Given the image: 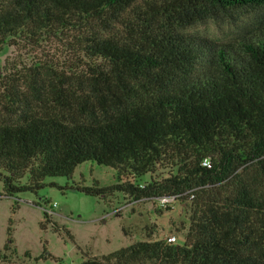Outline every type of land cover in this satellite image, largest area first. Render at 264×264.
<instances>
[{
  "label": "trees",
  "instance_id": "trees-1",
  "mask_svg": "<svg viewBox=\"0 0 264 264\" xmlns=\"http://www.w3.org/2000/svg\"><path fill=\"white\" fill-rule=\"evenodd\" d=\"M240 11L260 19L233 42L191 31ZM59 36L83 69L1 81L5 196L92 162L117 185L72 189L172 198L189 224L79 264H264V0H0V53Z\"/></svg>",
  "mask_w": 264,
  "mask_h": 264
},
{
  "label": "rangeland",
  "instance_id": "rangeland-1",
  "mask_svg": "<svg viewBox=\"0 0 264 264\" xmlns=\"http://www.w3.org/2000/svg\"><path fill=\"white\" fill-rule=\"evenodd\" d=\"M256 12L220 13L191 31L221 43L233 42L244 34L245 27L258 23ZM79 55L65 36L36 43L15 40L0 53V101L5 77L25 74L34 67H49L69 75L83 69L84 59ZM94 181L100 187L117 185L116 172L86 162L70 178L47 177L36 193L14 197L5 196L0 180V263L79 264L135 242L168 237L182 241L189 224L184 202L158 204L116 191L102 199L72 189L75 185L91 187Z\"/></svg>",
  "mask_w": 264,
  "mask_h": 264
},
{
  "label": "built area",
  "instance_id": "built-area-1",
  "mask_svg": "<svg viewBox=\"0 0 264 264\" xmlns=\"http://www.w3.org/2000/svg\"><path fill=\"white\" fill-rule=\"evenodd\" d=\"M171 201H173L172 198H160V199L156 200V202L158 204H164V203L171 202ZM54 206H55V204H54ZM167 242L175 243L176 242V238L175 237H168L167 238Z\"/></svg>",
  "mask_w": 264,
  "mask_h": 264
}]
</instances>
